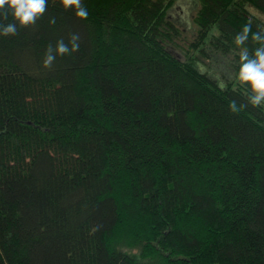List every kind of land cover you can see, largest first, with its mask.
I'll list each match as a JSON object with an SVG mask.
<instances>
[{"label":"trees","instance_id":"obj_1","mask_svg":"<svg viewBox=\"0 0 264 264\" xmlns=\"http://www.w3.org/2000/svg\"><path fill=\"white\" fill-rule=\"evenodd\" d=\"M174 1L0 11V264H264V106L228 79L264 0Z\"/></svg>","mask_w":264,"mask_h":264},{"label":"clouds","instance_id":"obj_2","mask_svg":"<svg viewBox=\"0 0 264 264\" xmlns=\"http://www.w3.org/2000/svg\"><path fill=\"white\" fill-rule=\"evenodd\" d=\"M47 0H0V11L7 8L11 12L13 20L20 26L31 25L35 20L42 16L45 12ZM62 8L65 10L72 8L75 10L76 17L86 19L88 12L81 7V0H59ZM54 22V21H53ZM15 31V26L9 23L3 28L0 35H7ZM251 32V40L259 42V45L253 49H249L246 42L249 41V33ZM233 42L238 51V66L234 76L228 73V79L239 81L247 90V102L241 104V107L251 105L253 107L264 106V28L257 31L252 30L250 23H245L239 32L233 37ZM76 45H73V50ZM57 51L61 54L68 51L63 43H60ZM52 57L49 56L45 61V65L50 63ZM203 73L205 68H200ZM217 77H220L217 73ZM218 83L223 84L222 78ZM236 102L233 101L230 107L235 108Z\"/></svg>","mask_w":264,"mask_h":264},{"label":"rangeland","instance_id":"obj_3","mask_svg":"<svg viewBox=\"0 0 264 264\" xmlns=\"http://www.w3.org/2000/svg\"><path fill=\"white\" fill-rule=\"evenodd\" d=\"M177 9L178 8H176V10ZM251 12L254 15H256L259 19H261L262 21H264V18L261 17V16H259V15H257L255 11L251 10ZM195 13H196V11L190 12L188 14V18L187 19L189 21L193 20V18L195 17ZM184 24H185V22L183 23L182 26H180V27L177 26L178 27L177 28V33H173L172 34V40H174L175 43L178 46L179 45L181 46V47H175V49H176V51H178V53H179V50L180 49L183 50L184 47H188L189 45L193 44L196 41V35H195V33L193 32V30H191V28L189 29V26H191V24H189L187 26H185ZM179 28H181L180 34L178 33L179 32ZM206 49H207L208 55H207V57H201V56H199L198 60H201L199 64H200L201 67L205 68L206 71H208L211 75H213V54L208 50V45H206ZM195 52L198 53V51H195ZM229 58H232L233 59V55H231Z\"/></svg>","mask_w":264,"mask_h":264}]
</instances>
